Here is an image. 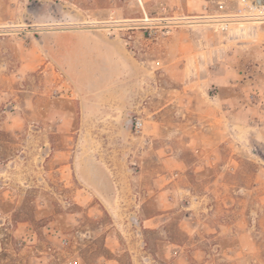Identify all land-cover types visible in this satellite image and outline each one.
<instances>
[{"label": "rangeland", "instance_id": "374dc122", "mask_svg": "<svg viewBox=\"0 0 264 264\" xmlns=\"http://www.w3.org/2000/svg\"><path fill=\"white\" fill-rule=\"evenodd\" d=\"M255 1L0 0V264H264Z\"/></svg>", "mask_w": 264, "mask_h": 264}, {"label": "built area", "instance_id": "2783aa9c", "mask_svg": "<svg viewBox=\"0 0 264 264\" xmlns=\"http://www.w3.org/2000/svg\"><path fill=\"white\" fill-rule=\"evenodd\" d=\"M256 6H262V5H257L256 4ZM264 6H262L261 8H263ZM256 8V7H255ZM256 10H257V8H256ZM258 17L259 18H261L260 19V21L262 22V23H264V12H260L259 14H258ZM263 19V20H262ZM141 126H142V124H141V121L140 120H136L135 121V123H134V129H135V132L136 133H138L139 131H140V128H141ZM69 264H75V262H69Z\"/></svg>", "mask_w": 264, "mask_h": 264}, {"label": "water", "instance_id": "95a60500", "mask_svg": "<svg viewBox=\"0 0 264 264\" xmlns=\"http://www.w3.org/2000/svg\"><path fill=\"white\" fill-rule=\"evenodd\" d=\"M257 5H264V0H256Z\"/></svg>", "mask_w": 264, "mask_h": 264}, {"label": "crops", "instance_id": "0c3cea01", "mask_svg": "<svg viewBox=\"0 0 264 264\" xmlns=\"http://www.w3.org/2000/svg\"><path fill=\"white\" fill-rule=\"evenodd\" d=\"M59 36H60V38H62V37L68 36V35L63 34V35H59ZM61 36H62V37H61ZM244 107H245V105H243V108H244ZM243 108L240 109L238 112L243 113Z\"/></svg>", "mask_w": 264, "mask_h": 264}, {"label": "bare ground", "instance_id": "6f19581e", "mask_svg": "<svg viewBox=\"0 0 264 264\" xmlns=\"http://www.w3.org/2000/svg\"><path fill=\"white\" fill-rule=\"evenodd\" d=\"M253 14H251L250 16H252ZM254 16V15H253Z\"/></svg>", "mask_w": 264, "mask_h": 264}]
</instances>
